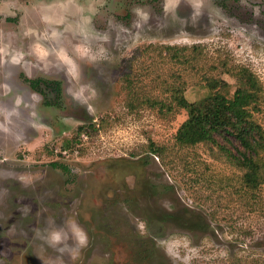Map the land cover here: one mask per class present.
Segmentation results:
<instances>
[{
	"label": "rangeland",
	"instance_id": "1",
	"mask_svg": "<svg viewBox=\"0 0 264 264\" xmlns=\"http://www.w3.org/2000/svg\"><path fill=\"white\" fill-rule=\"evenodd\" d=\"M239 90L264 163V0H0V264H264L241 141L178 140Z\"/></svg>",
	"mask_w": 264,
	"mask_h": 264
},
{
	"label": "trees",
	"instance_id": "2",
	"mask_svg": "<svg viewBox=\"0 0 264 264\" xmlns=\"http://www.w3.org/2000/svg\"><path fill=\"white\" fill-rule=\"evenodd\" d=\"M28 83L35 92L43 95L47 89L62 94V85L56 80L36 78L28 79ZM240 92V90L236 92L234 99H228L218 93L202 99L199 103L189 102L184 95L178 94L176 97L178 105L189 112L188 121L179 130L178 140L180 143L195 145L199 142L214 141V132L225 131L235 136L245 148V152L235 160L247 168L244 177L247 186L257 189L264 183V163L256 158L258 141L255 138L251 139L253 127L248 123L247 112L243 118L228 114L234 102L247 103L248 99L240 96ZM46 103L49 104L48 101ZM153 150L157 152V149ZM62 168L67 170L64 165Z\"/></svg>",
	"mask_w": 264,
	"mask_h": 264
},
{
	"label": "clouds",
	"instance_id": "3",
	"mask_svg": "<svg viewBox=\"0 0 264 264\" xmlns=\"http://www.w3.org/2000/svg\"><path fill=\"white\" fill-rule=\"evenodd\" d=\"M56 239H58V237H56Z\"/></svg>",
	"mask_w": 264,
	"mask_h": 264
}]
</instances>
